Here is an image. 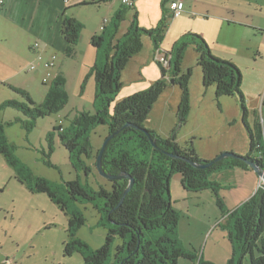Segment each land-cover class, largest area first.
I'll use <instances>...</instances> for the list:
<instances>
[{
  "label": "rangeland",
  "instance_id": "1",
  "mask_svg": "<svg viewBox=\"0 0 264 264\" xmlns=\"http://www.w3.org/2000/svg\"><path fill=\"white\" fill-rule=\"evenodd\" d=\"M132 1L133 8L123 6L121 0L72 8L69 18L76 19L82 27L71 56L48 44L49 21L44 12L35 13L28 5L30 15L22 17L18 24L14 19L0 18V107L9 101L32 107L12 88L23 89L39 105L53 86V79L45 80V71L40 66L34 72L28 71L33 62L28 48L36 43L56 53L52 74L60 70L59 75L64 79L62 88L68 96L63 109L36 119L29 129L25 127L29 119L21 111L11 106L0 109L3 136L16 163L13 167L0 154V264H83L79 250L65 253L66 243L78 239L87 246L88 253L105 244L108 231L114 226L101 211L102 201L80 196L74 200L67 184L77 183L89 193L97 192L100 187L109 190L108 180L94 166L107 127L98 125L90 130L89 156L68 152L58 136L61 130L71 128L80 113L94 115L99 110L91 69L95 65L102 67L106 54L114 53L107 51L108 47L124 39L134 16L140 29L150 30L165 24L160 54L155 57L153 40L142 35V49L121 72L119 90L107 108L109 116L118 102L148 90L154 82L163 79L157 64L159 58L174 49L177 52L186 43L181 61V72L191 71L190 111L186 121L179 124L177 107L181 91L179 86L170 84L166 74V86L153 104L145 128L161 138L174 135L179 146H192L202 160H214L226 152L246 156L250 152V134L256 136L259 129L264 133V0H182L184 10L177 19L169 18L174 0ZM120 11L122 21L116 18ZM223 18L225 22L220 20ZM7 21L14 22V26ZM189 33L204 35L212 55L238 69L242 102L237 95L216 97L214 86H203ZM95 35L103 38L100 47L90 43ZM252 156L261 154L254 150ZM26 174L46 180L63 204L45 193L30 191ZM209 180L220 185L217 197L223 203L224 214L211 190L189 192L182 188L179 176L171 178L170 200L179 215L176 238L185 250L198 258L202 256L203 260L211 259L213 264H227L231 258L237 262L240 253L229 239L233 218L228 215L258 189L259 178L253 171L226 169L210 174ZM73 215H80L84 224L70 233L69 221ZM160 234L161 231L156 233ZM122 245V239H112L106 264L114 263L117 248ZM124 255V252L120 254ZM186 263L190 262L178 261V264ZM241 264H249V258L244 257Z\"/></svg>",
  "mask_w": 264,
  "mask_h": 264
},
{
  "label": "trees",
  "instance_id": "2",
  "mask_svg": "<svg viewBox=\"0 0 264 264\" xmlns=\"http://www.w3.org/2000/svg\"><path fill=\"white\" fill-rule=\"evenodd\" d=\"M108 1L110 0H90L83 5ZM116 18L122 21L123 12H118ZM169 18H171L170 12ZM116 26L117 24L115 29ZM81 27L77 20L63 17L60 35L65 43L63 52L66 56L73 54V47L79 40ZM165 28V24L161 23L155 29H140L136 26L134 16L127 32L123 35L124 39L113 47L111 45L108 47L107 51L114 50V53L106 54V62L102 67L95 65L91 69L95 98L100 100L99 110L94 115L80 113L74 118L71 128L68 131L61 130L58 136L59 142L68 152L89 156L90 130L98 125H106V138L111 135L113 137L103 151L102 168L111 175L126 174L134 181L133 187L120 205L123 192L129 184L128 179L108 181L109 190L100 187L97 192L91 193L77 183L67 184L68 192L74 200L76 196L91 201L100 199L103 204L102 213L114 226L108 231L105 244L96 251L88 253L87 246L78 239L66 243L65 253L69 255L71 251L79 250L83 264H106L114 237L122 239L123 245L117 248L113 264H178L180 259L188 260L189 264H213L203 260L202 256L198 258L194 253L185 250L176 238L179 215L173 209L170 200L171 178L174 175L179 176L182 188L189 192L211 190L216 197V205L224 214L223 203L217 197V189L220 185L211 182L209 175L226 169L252 171L249 163H254L261 169L264 167V133L261 129L256 136L250 134L249 154L214 161L200 159L192 146H179L174 135L161 138L154 131L145 128L144 123L151 108L166 86L164 81L166 74L169 75L170 84L179 86L181 91L177 107L179 124L186 121L190 111L188 82L191 75L190 70L186 73L181 72L182 55L187 46L186 43H182L177 52H174V49L171 53H165L168 60L167 68L157 62L163 79L154 82L148 90L118 102L113 108L112 116L108 115L109 103L119 90L121 72L129 60L142 49V35L153 40L156 56L160 53V43ZM188 36L198 56L197 65L201 69L203 86L206 88L214 86L216 97L237 95L242 102L241 75L238 69L231 62L213 56L202 36L193 33H189ZM101 41H103L102 36L95 35L90 43L94 47H100ZM63 85L64 79L57 75L53 80V86L49 88L43 102L39 105H35L23 89L12 88L25 97L32 107L9 101L0 109L11 106L21 111L29 119V122L25 123V127L29 129L36 119L57 113L64 108L68 96L62 88ZM10 148L3 136V127L0 125V154L8 164L14 167L16 163L11 156ZM99 150L95 157V167ZM254 150L259 151L261 156H252ZM181 158L198 164L211 162L212 164L205 169H197ZM26 177L30 191L45 193L56 203L63 204L61 200L56 199L46 180L27 174ZM64 208L65 206L62 205V209ZM228 217L233 218L229 239L237 246L240 258L237 262L231 258L227 264H241L244 257L249 258V264H264V185L258 187L254 195L229 213ZM83 224L84 221L80 215H73L69 221L70 233L76 232ZM160 231L161 234L156 235ZM122 252L125 253L124 256H120Z\"/></svg>",
  "mask_w": 264,
  "mask_h": 264
},
{
  "label": "crops",
  "instance_id": "3",
  "mask_svg": "<svg viewBox=\"0 0 264 264\" xmlns=\"http://www.w3.org/2000/svg\"><path fill=\"white\" fill-rule=\"evenodd\" d=\"M89 1L90 0H0L1 2L0 18L3 19L6 17L8 19H14L15 23L18 24L19 22H21V19L23 20V18L30 15L31 11L29 12L28 10L29 8L31 9L34 8L33 11L35 13L41 12L42 14L44 12L43 15L49 21V34L47 38L48 44L51 47L55 48L56 50L64 51L65 43L60 35V27H61L63 17L69 18V11L72 8L79 7V6H86V5H83V3H89ZM28 5H29V8H28ZM224 19L225 18L220 19V20L222 22H225L226 20ZM9 23L10 25L14 26V22L10 21ZM51 24H53L52 27H50ZM202 37L204 38V35ZM31 48L32 47L30 46L28 49L31 55L33 56V60H34L35 53L31 50ZM44 54L46 57L52 54L56 55V53L51 52L49 49L47 50L45 48H44ZM59 74H60V70L54 72V75L56 76ZM179 180H180V177H179ZM255 192L256 190L254 191V193ZM254 193L252 194V196L254 195ZM207 261L213 263L211 259H207Z\"/></svg>",
  "mask_w": 264,
  "mask_h": 264
},
{
  "label": "built area",
  "instance_id": "4",
  "mask_svg": "<svg viewBox=\"0 0 264 264\" xmlns=\"http://www.w3.org/2000/svg\"><path fill=\"white\" fill-rule=\"evenodd\" d=\"M121 4L127 8H133L134 7V3L132 0H121ZM184 10V4L182 2V0H174L171 3L170 6V15L172 19H176L178 18L182 12ZM104 24L106 23V21L103 22ZM31 50L35 53V59L33 60V62L30 64V67L28 68V71H36L38 69V67L40 66L42 68V70L45 71V80L46 79H54L55 76L52 74L53 69L56 66V57L54 54L49 55V56H45L44 54V48H40V46L36 43L35 45L32 46ZM160 53H157L155 57H157V55H159ZM159 63L167 68L168 66V60L165 56H163L162 59L159 58ZM264 171V167L262 168ZM264 185V183L262 181L259 182V187Z\"/></svg>",
  "mask_w": 264,
  "mask_h": 264
},
{
  "label": "water",
  "instance_id": "5",
  "mask_svg": "<svg viewBox=\"0 0 264 264\" xmlns=\"http://www.w3.org/2000/svg\"><path fill=\"white\" fill-rule=\"evenodd\" d=\"M112 137H113V135H111L110 137L106 138L105 141L103 142L102 147L99 150V153H98L97 158H96V170H97V172L99 173V175L102 178H104V179H106L108 181H118V180H123V179H128L129 180V184H128L127 188L124 190L123 195H122V198H121V200L119 202V205H120L122 203L124 197L126 196V194L133 187L134 181H133V179H131L126 174L120 173L118 175H111V174L106 173L103 170L102 165H101V157H102V154H103V151L105 149L106 144L108 143V141ZM237 157L238 156L235 155V154L226 152V153H221L218 157H216L214 159V161H221V160H224L226 158H237ZM181 159H183L184 161H186L187 163H189L192 167L197 168V169H205V168L209 167L212 164V162L209 163V164H205V163L198 164V163H194L192 161L186 160L184 158H181ZM249 166L252 169V171L258 176V178L264 183V171H263V169H261L260 167H258L254 163H249Z\"/></svg>",
  "mask_w": 264,
  "mask_h": 264
},
{
  "label": "clouds",
  "instance_id": "6",
  "mask_svg": "<svg viewBox=\"0 0 264 264\" xmlns=\"http://www.w3.org/2000/svg\"><path fill=\"white\" fill-rule=\"evenodd\" d=\"M55 78H56V75H55ZM55 78H54V79H55ZM54 79H53V80H54ZM260 181H261V180H260Z\"/></svg>",
  "mask_w": 264,
  "mask_h": 264
}]
</instances>
